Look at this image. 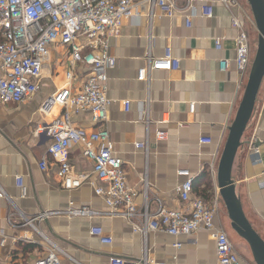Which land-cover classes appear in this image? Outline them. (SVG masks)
<instances>
[{"label": "crops", "instance_id": "1", "mask_svg": "<svg viewBox=\"0 0 264 264\" xmlns=\"http://www.w3.org/2000/svg\"><path fill=\"white\" fill-rule=\"evenodd\" d=\"M207 3H192L190 26L185 24L189 10L184 11L182 0H176L180 14L173 18L158 9L149 18V5L141 3L136 14L109 38L115 66L107 73L111 103L105 127L123 162L127 185L138 191V212H143L144 184L150 215L157 211V199L170 208H187L174 191L185 180L177 174L179 170L189 171L194 195L206 181L200 179L203 172L212 182L213 193L216 190V175L210 174L209 165L218 162L244 86L234 65L237 29L231 18L238 19L247 35L248 9L241 0L229 7L216 2L212 4V17L207 18L201 15ZM216 39L222 40L220 50L215 49ZM168 47L180 59L179 69L155 70L147 82L139 81L137 71L145 65L146 57H160ZM250 50L253 54L251 46ZM68 55L67 47H48L39 91L28 100L0 102V232L6 236L5 245L0 246V261L34 264L43 247L32 242L36 236L24 225V218L52 212L55 214L35 225L59 248L61 264H108L112 255L122 257L126 264H218L215 241L208 232L200 230L180 237L148 232L144 236L134 232L125 219L108 215V207L92 186V164L78 145L68 151V161L76 171L90 176L78 189H62L56 163L47 157L49 138L35 135V129L55 115H42L38 108L46 96L67 82ZM221 60L227 61L225 70L220 67ZM76 78L77 86L80 73ZM124 101H128V107ZM72 122L87 130L96 128L88 111L72 114ZM159 131L164 133L162 139L156 136ZM202 138L211 142L203 143ZM143 141L148 144L147 154L135 146ZM44 157L48 165L42 171L38 165ZM17 177L22 179L25 195ZM231 178L246 217L264 240V187L259 185L264 180V77L234 158ZM69 202L100 214L89 218L58 214ZM222 205L221 201L220 208ZM142 221L141 216L134 219L137 224ZM215 222L225 229L219 215ZM93 227H100L112 243H101L90 233ZM176 242L181 244L179 248L173 246Z\"/></svg>", "mask_w": 264, "mask_h": 264}, {"label": "built area", "instance_id": "2", "mask_svg": "<svg viewBox=\"0 0 264 264\" xmlns=\"http://www.w3.org/2000/svg\"><path fill=\"white\" fill-rule=\"evenodd\" d=\"M182 1L184 11L189 10V15H185V24L190 26L194 13L192 3L198 0ZM205 1L208 3L202 6L201 15L207 18L213 15V3H222L226 7L237 4V0ZM141 3L149 5V18L155 9L169 18L180 14L176 0H0V102L22 101L33 97L40 89V77L48 47H67V82L46 96L38 108L42 115H55L49 122L37 125L35 129V135L49 138L47 157L56 163V176L62 189H78L90 176L88 173L76 171L68 161V151L78 145L82 149L83 157L92 164L91 174L94 175L95 182L91 184L95 194L102 197L108 207V215L125 219L134 232L144 236L148 232H160L180 237L203 230L215 241L218 264H244L228 232L215 222L221 204L216 183V190L207 201L194 195L193 179L189 171L179 170L177 174L185 177V180L178 183L174 191L178 199L187 204V208H170L157 199L158 208L153 215L148 212L147 185L144 184L143 190V212H138L136 205L138 191L127 185L123 162L116 155L105 127L111 103L107 96V73L115 66V58L109 52V38L117 33L126 20L136 14ZM231 22L237 29L235 69L240 79L246 82L254 53L251 54L248 37L238 19L232 17ZM221 41H214L216 50L221 49ZM226 62L220 61L221 69H226ZM179 67L180 59L168 47L160 57H146L145 65L137 71V79L147 82L155 70L172 71ZM77 72L81 75V81L76 86ZM123 104L125 107L129 105L128 101ZM189 109L193 112L194 105H189ZM82 111L90 113L91 120L96 125L95 129L87 130L73 124L72 114ZM156 136L162 139L164 133L159 131ZM200 141L210 143L211 139L202 138ZM135 146L147 154V141L138 142ZM47 157L39 162L38 166L42 171L47 169ZM217 163L209 165V172L213 177L216 175ZM16 180L22 195H25L26 189L21 177ZM259 185L264 187V180ZM52 214L55 213L43 212L24 218V225L29 226L38 238V241L35 238L32 242L43 247V252L34 264H61L58 255L61 251L35 225V222ZM58 214L89 218L100 213L90 207L76 206L69 202L67 208ZM138 216L143 218L142 224L134 222ZM90 233L99 237L103 244L112 243L111 237L104 236L100 227H93ZM5 243L6 236L0 232V246ZM180 245L178 242L173 244L176 248ZM0 264L10 263L0 261ZM108 264H126V261L118 255H112ZM151 264L166 263L151 261Z\"/></svg>", "mask_w": 264, "mask_h": 264}, {"label": "water", "instance_id": "3", "mask_svg": "<svg viewBox=\"0 0 264 264\" xmlns=\"http://www.w3.org/2000/svg\"><path fill=\"white\" fill-rule=\"evenodd\" d=\"M246 2L258 32V42L240 101L233 121L228 127L226 141L218 159L216 185L230 229L247 244L253 263L264 264V240L246 217L231 178L234 158L241 145L243 133L251 118L264 77V0H246Z\"/></svg>", "mask_w": 264, "mask_h": 264}, {"label": "rangeland", "instance_id": "4", "mask_svg": "<svg viewBox=\"0 0 264 264\" xmlns=\"http://www.w3.org/2000/svg\"><path fill=\"white\" fill-rule=\"evenodd\" d=\"M241 1L243 5L247 7L248 9V14H247L248 16L246 17L247 19H245L247 29H248L247 37H248V42L252 48V51L255 52L257 42H258V32L255 28L253 16L251 14L250 8L246 0H241ZM219 219H220L221 224L225 227V230L228 232L230 240L232 244L234 245L236 251L240 253L243 263L244 264H254L247 244L230 229L229 221L227 219V215H226L225 208L223 207V205L220 208Z\"/></svg>", "mask_w": 264, "mask_h": 264}, {"label": "trees", "instance_id": "5", "mask_svg": "<svg viewBox=\"0 0 264 264\" xmlns=\"http://www.w3.org/2000/svg\"><path fill=\"white\" fill-rule=\"evenodd\" d=\"M200 179H203L206 181L204 183L203 188L198 190L197 196H201L205 199H209L211 197V195L213 194L212 182H211L210 178L206 175L205 172H203L200 175ZM34 246H37V245L35 244Z\"/></svg>", "mask_w": 264, "mask_h": 264}]
</instances>
